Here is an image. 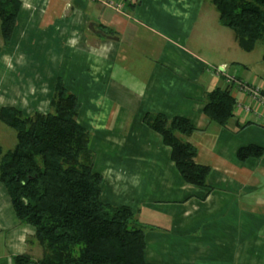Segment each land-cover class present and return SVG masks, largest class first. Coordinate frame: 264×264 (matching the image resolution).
Here are the masks:
<instances>
[{
    "label": "crops",
    "instance_id": "obj_1",
    "mask_svg": "<svg viewBox=\"0 0 264 264\" xmlns=\"http://www.w3.org/2000/svg\"><path fill=\"white\" fill-rule=\"evenodd\" d=\"M18 1L10 45L0 32V107L46 114L62 79L91 134L101 201L130 207L145 226L147 264H264V153L235 156L247 145L264 150V110L230 86L239 108L227 124L203 113L205 94L227 86L224 75L263 82L262 95L264 78L193 45L206 0ZM147 113L184 117L197 129L181 139L209 168L207 187L183 181L171 149L143 122ZM20 254L39 260L43 249L0 183V264Z\"/></svg>",
    "mask_w": 264,
    "mask_h": 264
},
{
    "label": "trees",
    "instance_id": "obj_2",
    "mask_svg": "<svg viewBox=\"0 0 264 264\" xmlns=\"http://www.w3.org/2000/svg\"><path fill=\"white\" fill-rule=\"evenodd\" d=\"M207 1L240 50L251 52L257 42L262 43L264 62V0ZM20 8L18 0H0L4 46L10 45ZM204 100L203 113L225 126L236 104L230 86L212 89ZM80 108L77 96L61 78L56 80L51 111L46 114L25 116L15 107H0V122L16 137L14 148L2 155L0 183L18 221L35 229L43 249L39 260L20 254L12 257V264H147L145 226L130 207L101 201L103 178L93 170L91 134L77 122ZM143 122L171 149V160L183 181L207 187L209 168L195 162L196 148L181 139L197 131L192 123L160 113H147ZM263 153V148L247 145L238 148L235 156L242 162Z\"/></svg>",
    "mask_w": 264,
    "mask_h": 264
},
{
    "label": "rangeland",
    "instance_id": "obj_3",
    "mask_svg": "<svg viewBox=\"0 0 264 264\" xmlns=\"http://www.w3.org/2000/svg\"><path fill=\"white\" fill-rule=\"evenodd\" d=\"M209 9L212 12H209ZM192 43L197 45L200 50L205 49L206 56L209 55L217 60L229 59L240 62L239 68H237L239 71H247L264 78V62L261 60L262 43L257 42L251 52L240 50L231 30L218 23L216 12L207 0L206 7L195 27ZM229 65V62L225 63V72H228ZM15 144V131L0 122V162L2 155L12 150Z\"/></svg>",
    "mask_w": 264,
    "mask_h": 264
},
{
    "label": "built area",
    "instance_id": "obj_4",
    "mask_svg": "<svg viewBox=\"0 0 264 264\" xmlns=\"http://www.w3.org/2000/svg\"><path fill=\"white\" fill-rule=\"evenodd\" d=\"M215 72L219 73V71L216 69ZM224 78H225V83L227 85L232 86L236 91L240 92L242 95L250 99V101H253V106H252L253 111H255L258 108L260 109L262 108L264 110V95L260 94L263 86L262 82L258 87H254L251 84L240 81L239 79L233 76L224 75ZM238 108H239V104L236 103L234 109H238ZM249 109L250 107L244 106L242 107L241 110L243 112H248Z\"/></svg>",
    "mask_w": 264,
    "mask_h": 264
},
{
    "label": "water",
    "instance_id": "obj_5",
    "mask_svg": "<svg viewBox=\"0 0 264 264\" xmlns=\"http://www.w3.org/2000/svg\"><path fill=\"white\" fill-rule=\"evenodd\" d=\"M88 29H90V30L93 31V32L95 31V29H94V27H93L92 24H89ZM98 33H99L100 35H102V36H107V35H106V32H104V31H98Z\"/></svg>",
    "mask_w": 264,
    "mask_h": 264
}]
</instances>
